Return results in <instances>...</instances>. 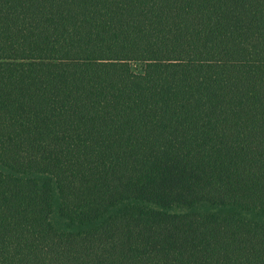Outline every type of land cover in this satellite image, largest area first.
Here are the masks:
<instances>
[{"label":"trees","instance_id":"trees-1","mask_svg":"<svg viewBox=\"0 0 264 264\" xmlns=\"http://www.w3.org/2000/svg\"><path fill=\"white\" fill-rule=\"evenodd\" d=\"M0 264H264V0H0Z\"/></svg>","mask_w":264,"mask_h":264},{"label":"built area","instance_id":"built-area-1","mask_svg":"<svg viewBox=\"0 0 264 264\" xmlns=\"http://www.w3.org/2000/svg\"><path fill=\"white\" fill-rule=\"evenodd\" d=\"M132 66L137 68V69H142L144 64L143 63L132 62Z\"/></svg>","mask_w":264,"mask_h":264}]
</instances>
